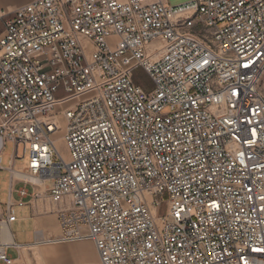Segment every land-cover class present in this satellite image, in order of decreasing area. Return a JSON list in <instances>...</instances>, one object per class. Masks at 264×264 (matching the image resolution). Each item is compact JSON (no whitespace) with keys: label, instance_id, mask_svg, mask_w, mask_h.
Masks as SVG:
<instances>
[{"label":"built area","instance_id":"2783aa9c","mask_svg":"<svg viewBox=\"0 0 264 264\" xmlns=\"http://www.w3.org/2000/svg\"><path fill=\"white\" fill-rule=\"evenodd\" d=\"M263 75L264 0H34L2 15L0 264H23L14 207L39 200L61 241L91 238L84 264H264Z\"/></svg>","mask_w":264,"mask_h":264},{"label":"rangeland","instance_id":"374dc122","mask_svg":"<svg viewBox=\"0 0 264 264\" xmlns=\"http://www.w3.org/2000/svg\"><path fill=\"white\" fill-rule=\"evenodd\" d=\"M135 84L145 90H151L153 84L151 80L146 76L143 70L138 69L134 72ZM261 90L264 94V75L261 80ZM60 154L66 155V150L61 141L56 143ZM13 152V144L7 142L5 144L1 166L6 168L10 165V157ZM22 157L21 147H19L18 158L14 169L22 172L27 166L28 159L25 156ZM55 161L57 157H54ZM8 186H9V174L5 170H0V205L3 211H5L7 199H8ZM29 190V189H28ZM14 198L15 195H14ZM158 200V199H157ZM38 207H42V202H37ZM165 205L159 210V214L164 212ZM14 214L17 221L10 225V231L14 236V241L19 244H30L34 242V227L35 222L37 226V237L39 240L27 246L29 249L24 254L20 252V261L23 264H84L88 262H94L97 258L96 250L91 238L88 235L81 236L72 241H61L59 238L60 230L56 221V215L51 213H44V211L37 210L35 208L31 213L29 206L14 207ZM45 227V231L42 228ZM41 239V240H40ZM36 252H35V251ZM37 253V254H36ZM8 254L12 258L19 256V253L14 250H8ZM34 254V255H33ZM40 255L41 260L38 261L37 256Z\"/></svg>","mask_w":264,"mask_h":264},{"label":"crops","instance_id":"0c3cea01","mask_svg":"<svg viewBox=\"0 0 264 264\" xmlns=\"http://www.w3.org/2000/svg\"><path fill=\"white\" fill-rule=\"evenodd\" d=\"M33 1L34 0H0V17L2 15H9L14 10H16L17 8L22 7V6H25V5L33 2ZM187 1H189V0H167L168 4H170V5L181 4V3H184V2H187ZM13 198H14V195H13ZM30 210H31V208H30ZM32 212L33 211L31 210V213ZM0 213H4V211L1 208V205H0ZM42 231L43 232L45 231V227L42 228ZM37 232L38 231H37V226H36V222H35V227H34V232H33L34 233L33 234V236H34L33 237L34 238V242H35V240L37 238ZM13 241H14V236H13ZM34 242L33 243H30V244H23V245H19L16 242L15 243L18 246H20V252H23L24 253L23 248L28 249L27 246H30V245L34 244ZM39 258H40V255H39ZM40 260H41V258H40ZM45 263L48 264L47 262H45Z\"/></svg>","mask_w":264,"mask_h":264},{"label":"bare ground","instance_id":"6f19581e","mask_svg":"<svg viewBox=\"0 0 264 264\" xmlns=\"http://www.w3.org/2000/svg\"><path fill=\"white\" fill-rule=\"evenodd\" d=\"M57 141H61L62 143H63V145H64V148H65V150H66V155H63V157L64 158H67V149H66V146H65V144H64V142H63V140H61L60 138H57V140H56V142H55V145H56V143H57ZM56 148L58 149V147H57V145H56ZM43 208V207H42ZM41 208V206L39 207V210H41L42 209ZM55 206H51V207H46V211L44 212L45 214L46 213H49V214H51V213H53V214H55ZM29 249H26V248H23V251H24V254H26L27 255V251H28ZM35 251V250H34ZM36 252V251H35ZM96 252V251H95ZM37 254V253H36ZM34 255V254H33ZM96 256H97V253H96ZM20 257H21V254H20ZM37 258H38V261H40V258H39V256H37ZM19 262H21L20 261V258H19V260H18ZM97 261V258H96V260L94 261V262H96ZM94 262H88V263H94Z\"/></svg>","mask_w":264,"mask_h":264},{"label":"trees","instance_id":"16d2710c","mask_svg":"<svg viewBox=\"0 0 264 264\" xmlns=\"http://www.w3.org/2000/svg\"><path fill=\"white\" fill-rule=\"evenodd\" d=\"M133 81L135 82V78L133 77Z\"/></svg>","mask_w":264,"mask_h":264}]
</instances>
